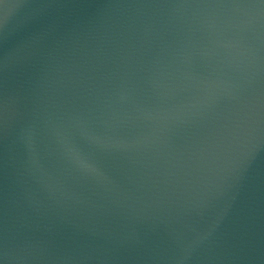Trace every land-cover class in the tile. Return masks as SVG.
Returning a JSON list of instances; mask_svg holds the SVG:
<instances>
[{
    "label": "water",
    "instance_id": "95a60500",
    "mask_svg": "<svg viewBox=\"0 0 264 264\" xmlns=\"http://www.w3.org/2000/svg\"><path fill=\"white\" fill-rule=\"evenodd\" d=\"M0 264H264V0H0Z\"/></svg>",
    "mask_w": 264,
    "mask_h": 264
}]
</instances>
